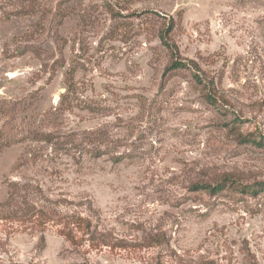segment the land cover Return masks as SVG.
<instances>
[{
    "label": "rangeland",
    "instance_id": "obj_1",
    "mask_svg": "<svg viewBox=\"0 0 264 264\" xmlns=\"http://www.w3.org/2000/svg\"><path fill=\"white\" fill-rule=\"evenodd\" d=\"M68 83L91 109H58ZM97 129L99 158L36 137ZM248 135L264 143V0H0V264H264V191L191 189L264 183ZM43 206L90 237L22 218Z\"/></svg>",
    "mask_w": 264,
    "mask_h": 264
},
{
    "label": "trees",
    "instance_id": "obj_2",
    "mask_svg": "<svg viewBox=\"0 0 264 264\" xmlns=\"http://www.w3.org/2000/svg\"><path fill=\"white\" fill-rule=\"evenodd\" d=\"M172 23L170 26L166 29H163L160 31L159 38L164 44L169 47L172 51H174L176 48L174 47V44H169L166 42L167 35L172 30ZM192 66L197 70L198 66L196 64H192ZM186 67L185 64H181L180 62L173 61L165 70V73L176 70V69H182ZM198 71V70H197ZM73 69L70 70L68 73L72 75ZM71 78V76H70ZM195 80L197 83L203 84L204 87L208 90L206 93V101L215 105L216 104V98L214 96L215 94V87L212 81L203 80L197 75H194ZM224 103H228L225 99H223ZM76 103V104H74ZM76 105V106H74ZM58 109L71 111L73 108H79V109H91L92 106L88 105L84 100H80L78 98H75L74 92L72 91V85L71 83H68L67 89L63 94L60 95L59 102H58ZM38 136L40 137L38 139ZM39 141H44L46 143H51L53 146L56 147V149L60 148H69L75 151H79L85 148H88V152L91 154L94 158H99L102 155H105V153L101 150V146L104 144H107V134L100 129L87 131L82 134H80L78 137H73V135H69V139H67L64 142L59 141L57 138H54L51 134H41L38 133L36 136ZM243 141H248L249 143H253L257 146H263L264 143L262 139L258 140L255 138H251L250 135H248L247 138L243 137ZM112 161L114 163H120L122 161V158L120 156H116L112 158ZM191 189L193 191H205L209 195H217L219 193H222L224 190H237L241 193H250L255 194L258 191H264V183H257L254 186H242L240 182L231 175H225L221 177L218 182L215 183H209V182H195L192 184ZM14 200V195L10 191L8 193V197L6 201L4 202L3 206H6L7 203ZM58 213L55 210H49L46 207H39L34 208L31 207L30 211L25 212L23 214L22 218H26L29 216V219H33L37 226L40 228V230L43 229L46 225H48L50 222L55 223V225H61L58 232L61 234L66 241L77 244L78 238L75 237L76 233L80 234L79 242L82 241L83 237H90L91 235V222L89 219L82 217L79 214H67L65 218H57ZM63 221V222H62Z\"/></svg>",
    "mask_w": 264,
    "mask_h": 264
}]
</instances>
